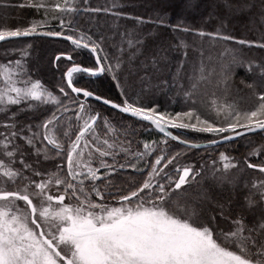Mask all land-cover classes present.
<instances>
[{"label": "snow or ice", "instance_id": "obj_1", "mask_svg": "<svg viewBox=\"0 0 264 264\" xmlns=\"http://www.w3.org/2000/svg\"><path fill=\"white\" fill-rule=\"evenodd\" d=\"M261 5L264 20V0ZM227 6L238 12L252 7L249 0ZM125 7L121 0L95 6L94 0H0V8L41 16L26 26H0V42L47 36L72 46L55 56L69 66L52 87L29 74L24 58L31 45L13 50L20 59L0 62V264H264V144H249L240 155L229 147L246 134L264 133V57L243 51L264 52V31L241 39L228 34L223 21L209 32L182 14L173 24L167 11L145 19ZM122 17L133 27L119 31ZM146 24L178 34L169 47L182 53L174 83L188 81L185 110H162L125 92V65L129 75L143 70L141 82L153 86L147 67H135L151 35L141 30ZM117 33L120 40L109 45L114 52H107L105 42ZM218 43L224 45L219 51ZM82 49L95 55V66L74 59ZM158 62L152 58L154 66ZM240 68L250 82L237 81ZM105 72L120 90L119 101L76 86L82 74ZM88 98L142 126L147 122L161 139L137 141L134 148L131 125L117 127ZM172 130H190L203 140ZM169 140L184 150L172 152ZM200 149L199 159L181 162Z\"/></svg>", "mask_w": 264, "mask_h": 264}, {"label": "trees", "instance_id": "obj_2", "mask_svg": "<svg viewBox=\"0 0 264 264\" xmlns=\"http://www.w3.org/2000/svg\"><path fill=\"white\" fill-rule=\"evenodd\" d=\"M4 2L9 4H19L22 0H4ZM232 2H235V0H232ZM99 3H104V0H94V6ZM121 3L126 6L124 11L130 13L132 16H143L145 19H148L149 17L155 18L157 13L162 14L164 11H167L169 17L168 22L174 24L182 14L188 24L203 27L209 32L215 31L216 28L220 26L221 21H223L226 25L227 33L236 35L241 39L258 38L261 31H264V20L261 19V0H249L252 7L250 10H246L244 12H238L234 8H229L227 6L229 0H190V4L186 8L183 5L182 0H121ZM32 18H41V16L34 10L27 8H0V26L4 24L14 26L17 23L26 26L28 20ZM102 19H104V17H102ZM107 19L109 20V23H111V18ZM117 23L120 25L119 31H123L125 28H132L134 25V21L123 17ZM141 30L143 33H151V35L145 36L141 49L143 54L137 57L135 67L138 69H143L145 66L147 67V73L151 76L150 83L153 86L149 87L147 83L141 82L140 77L145 75L143 70L134 75H129L128 66L125 65V70L120 73V80L122 84H125L126 79V94L130 98L139 94L141 102L158 104L162 110L172 112L185 110L184 91L188 89V81L186 79H181L175 81L174 83L176 63L178 60L182 59V53L176 51L172 47H169L170 44H175L176 41L173 37L178 34L172 33L170 28L163 26L157 27L152 24L144 25ZM93 31H95V29H93ZM113 32L114 30L112 29L106 30V34L110 37L113 36ZM32 39H42L44 41L41 43V50H43L44 63L50 71L52 69L51 64L54 56L60 51H71L72 48L70 42L62 39L47 37H36ZM189 39H191V37H189ZM119 40L120 36L117 33L115 34L114 39H109L105 42V50L107 52H114L109 45ZM12 43H20V40L13 41L11 43H0V49L7 48ZM205 46H208L207 41L205 42ZM223 46L224 45L218 43L216 45V50L219 51ZM229 46L240 47L234 43ZM243 51L249 58L259 60L261 57H264V52H261L259 49L248 50L247 47L244 46ZM153 57L159 58V62L155 66L152 64ZM74 59L77 62L82 63L85 67L95 66L92 54L86 49L80 50L79 54L74 56ZM192 59L193 57L190 55L189 67L185 69L186 71H190ZM67 66H69V63L66 60H62L59 63V68L61 70L60 75L58 74L57 77V75H53L51 71L50 74L47 73V76H45L42 82L49 87L60 84L62 73L66 70ZM236 73L237 81L241 78L249 82L251 81V77L246 74L243 68L237 69ZM77 79L79 81L76 84L77 87H86L90 91H95L97 95L110 97L116 99L117 101L120 99V90L116 87V82L112 79V76L107 72L95 77H89L82 74L78 76ZM165 81H167V83H165ZM181 83L185 85L183 89L180 87ZM233 93V98H238L235 94V88L233 89ZM158 94H161V96H158ZM87 102L97 107L98 111L103 113L105 116L112 117L113 122L117 125V127H119L122 123L126 125L130 123L140 124L136 122V119L121 114L100 102L89 98ZM144 125H147V123L144 122ZM182 132H187V135L184 136V138L194 139L198 137L201 141L203 140V135L191 133L190 131L178 130L177 134H181ZM131 135L134 136V134ZM247 137H264V133L257 132L255 134H246L245 138ZM243 139L237 138L236 143L229 145L238 149V151L234 152L235 155L246 153L247 148L242 146V143L244 144ZM169 141L172 144H177L178 147L183 148L177 142L171 140ZM254 162L256 161L254 160Z\"/></svg>", "mask_w": 264, "mask_h": 264}, {"label": "rangeland", "instance_id": "obj_3", "mask_svg": "<svg viewBox=\"0 0 264 264\" xmlns=\"http://www.w3.org/2000/svg\"><path fill=\"white\" fill-rule=\"evenodd\" d=\"M32 19H40V18H32ZM31 19H29L28 21H30ZM55 23V22H54ZM55 29V28H54ZM52 29V30H54ZM48 30V29H45ZM58 30V29H56ZM28 38V37H27ZM30 38V39H29ZM28 39L26 38H20V39H15V40H10V41H6V42H13L16 40H20V43H12L9 47L7 48H1L0 49V62H5L7 59H11V60H16V59H20V55L18 51H13L14 49H23L25 48L27 45H31L30 48L27 49L28 51V56L25 57V61H26V67L29 71V74L33 76L34 79H41L42 81L44 80L45 76H47V73L50 74V72L53 75H60L61 70L59 68V63L62 61H56L55 60V55L53 58V62L51 64L52 69L51 71L47 69L46 64L44 63V56H43V50H41L42 45L41 43H43L44 41L42 39H32V38H36V37H29ZM38 38H42V37H38ZM25 39V40H23ZM3 43V42H1ZM5 52L8 53V55H5ZM110 74V73H109ZM55 75V76H56ZM111 75V74H110ZM56 77V79H57ZM161 96V94H158V96ZM80 99H84L82 96ZM92 105V104H90ZM93 108H95L96 110L97 107H95L94 105H92ZM102 115H104L102 113ZM128 125H131V129L130 132L131 134H134V136L131 135V139L133 141V147H136V142L137 141H143V140H160L161 139V135L157 132L156 129L154 128H149L147 125H141V124H136V123H130ZM184 131H190V130H184ZM206 135V134H204ZM244 140V144L242 143V146L244 148H247L246 152L250 151V147L249 144H251L252 147H258L261 144H264V137H258V138H250L247 137ZM171 148L172 152H176V151H183L184 149L181 147H178L177 144H172L169 141V145ZM234 148V146H229ZM204 152V150L200 149V151H192L190 153H188V156L186 158V160L181 161L182 163L188 162V161H195L197 159H199V157L202 155V153ZM233 155V153H231ZM154 159V157H153ZM257 175V173L255 172H251L249 173V176H255ZM210 183V181H207Z\"/></svg>", "mask_w": 264, "mask_h": 264}, {"label": "water", "instance_id": "obj_4", "mask_svg": "<svg viewBox=\"0 0 264 264\" xmlns=\"http://www.w3.org/2000/svg\"><path fill=\"white\" fill-rule=\"evenodd\" d=\"M34 37H47V36H34ZM25 38H27V37H25ZM48 38H56V39H63V40H65L63 37H48ZM18 39H20V38H18ZM12 40H14V39H12ZM67 41V40H66ZM68 42H70V41H68ZM1 43V42H0ZM71 43V42H70ZM89 51V50H88ZM92 54V53H91ZM93 55V54H92ZM93 57H94V61H95V55H93ZM100 74H102V73H100ZM100 74H98V75H100ZM87 75V74H86ZM97 75V76H98ZM91 99H93V100H95L94 98H91ZM96 101V100H95ZM99 102V101H98ZM101 103V102H100ZM107 106V105H106ZM108 107H110V106H108ZM111 108V107H110ZM116 111H118V110H116ZM119 112V111H118ZM124 115H126V116H129L128 114H124ZM130 117V116H129ZM132 118V117H131ZM134 119H136V118H134ZM158 131V130H157ZM258 132V131H257ZM159 133V132H158ZM174 133V132H173ZM160 134H162V133H160ZM163 135V134H162ZM175 135V134H174ZM176 142V141H175ZM178 143V142H177Z\"/></svg>", "mask_w": 264, "mask_h": 264}]
</instances>
